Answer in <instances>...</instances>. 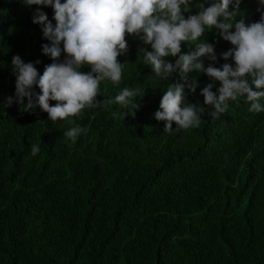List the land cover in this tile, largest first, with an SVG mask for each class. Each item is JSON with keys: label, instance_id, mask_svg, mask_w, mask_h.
<instances>
[{"label": "trees", "instance_id": "16d2710c", "mask_svg": "<svg viewBox=\"0 0 264 264\" xmlns=\"http://www.w3.org/2000/svg\"><path fill=\"white\" fill-rule=\"evenodd\" d=\"M213 2L191 0L183 15ZM258 7L259 0H241L237 20L258 21ZM37 8L52 20L50 6L0 0V264H264V111L249 112L250 102L239 98L213 119L200 92L208 83L215 92L220 82L193 70L189 79L198 86L185 92L187 102L205 107L201 124L173 123L165 132L153 114L180 76L156 77L143 60L151 46L134 35H126L128 51L118 57L121 83L101 82L97 96L141 88L134 115L131 105L113 104L51 121L39 107H9L13 56L40 60L34 64L40 74L52 62L42 53L48 43L42 27L32 21ZM201 39L214 44L218 57L202 58L205 67L234 66L220 56L234 46L215 28ZM188 51L182 42L181 52ZM75 126L86 131L73 143L64 132ZM33 144L40 149L35 156Z\"/></svg>", "mask_w": 264, "mask_h": 264}, {"label": "clouds", "instance_id": "9594fccd", "mask_svg": "<svg viewBox=\"0 0 264 264\" xmlns=\"http://www.w3.org/2000/svg\"><path fill=\"white\" fill-rule=\"evenodd\" d=\"M24 3L53 9L55 24L40 8L32 17L33 23L41 25L48 41L42 45V53L52 62L40 74L34 66L40 60L25 63L19 55L13 56L16 81L14 96L6 100L9 107L13 102L25 112L39 107L51 121L78 117L85 108L113 104L131 105L134 115L133 110L140 105L133 98L144 96L139 87H124L114 97L97 99L101 82L121 83L124 64L118 57L128 51L126 35H134L151 46V51H144L143 60L152 67L156 77L167 80L177 72L180 76V82L169 84L153 114L155 120L164 122L165 132L173 130V123L178 129L201 124L205 107L187 102L185 92L187 88L195 93L198 86L195 77L189 79L188 74L193 70L205 73L213 82H220L215 92L213 83H208L200 92L203 105L213 109L207 113L213 119L229 109V101L239 103V98L250 102L249 112L264 111V104L260 102L264 98V0H259L260 19L257 21L254 17L256 22L250 24L243 18L237 20L241 0H214L207 7L201 3L200 11L187 18L183 13L190 11L191 0H64L63 3L61 0H24ZM212 28L234 46L220 54L225 61L231 58L234 66L226 62L220 67L212 63L205 67L202 58L213 62L218 59L214 44L201 39L205 30ZM182 42L189 45L187 53L181 52ZM168 56L178 58L171 63L164 59ZM85 65L90 66V71H81ZM50 101L56 103L53 105ZM85 131L75 126L67 129L64 136L75 143ZM39 151L37 144L31 146L33 156Z\"/></svg>", "mask_w": 264, "mask_h": 264}]
</instances>
